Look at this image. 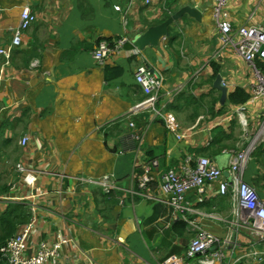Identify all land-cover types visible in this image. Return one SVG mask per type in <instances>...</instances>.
<instances>
[{"label":"crops","instance_id":"0c3cea01","mask_svg":"<svg viewBox=\"0 0 264 264\" xmlns=\"http://www.w3.org/2000/svg\"><path fill=\"white\" fill-rule=\"evenodd\" d=\"M145 2L0 0L2 48L11 46L24 7L36 17L9 63L0 57V191L11 188L0 198H22L28 208H36L28 255L39 242H54L57 236L70 240L59 260L44 264H177L198 229L221 236L234 222L231 200L217 194V183L208 184L201 196L188 192L189 211L175 221L159 185L165 171H178L189 160L195 166L199 158L226 174L242 128L234 115L237 107H222L213 83L220 75L228 92L242 88L248 94L251 71L221 44L212 19L214 0ZM183 7L199 10L201 20L184 15L172 24L160 41L161 52L151 47L134 51L136 35ZM226 13L233 29L264 26V0H227ZM121 37L128 42L98 65L91 52L99 40ZM143 61L164 78L158 107L175 116L180 139L149 114L128 116L143 97L134 80ZM250 112L255 113L247 114L254 130L260 104ZM129 119L141 129L140 151L119 155L114 150ZM24 136L28 143L21 147ZM19 163L37 173L43 194L22 185L15 171ZM145 169L153 181L140 193L137 182ZM243 177L264 201V153L251 156ZM102 179L114 182L113 196L103 197L99 186L85 182ZM5 207L0 201V214ZM247 235L235 234L236 247L224 264H264L243 258ZM258 249L264 250V244Z\"/></svg>","mask_w":264,"mask_h":264},{"label":"built area","instance_id":"2783aa9c","mask_svg":"<svg viewBox=\"0 0 264 264\" xmlns=\"http://www.w3.org/2000/svg\"><path fill=\"white\" fill-rule=\"evenodd\" d=\"M145 3L148 4L149 0H146ZM226 4L227 0H214L212 10V19L220 35V42L224 48L231 50L246 63L253 78L248 85L249 99L247 103L234 110V115L244 133L240 142L241 147L229 155L226 174L207 158H199L195 166H191L189 160L178 171L174 169L165 171L161 175L159 188L162 194L169 197V205L172 209L171 216L172 220L175 221L179 218L183 219V214L189 211L185 204V196L188 192L192 191L201 196L205 193L208 184L217 183V194L229 197L235 204L232 207V215L235 221L231 226L246 231L250 236L247 251L243 258L247 262L260 263L264 260V250L258 249V246L264 244V201L254 188L244 182L243 174L253 152L257 147L264 146V26L250 25L233 29L227 20ZM115 11H120V8L115 7ZM35 21L36 17L30 8L24 7L20 14V25L13 31L11 46L9 48L0 46V57L5 60L6 64L9 63L12 50L20 46L22 32L27 30ZM127 42L128 39L125 37L112 41L102 39L91 52L92 58L98 65H103L111 54L121 50ZM134 80L144 97L132 107L128 116L149 114L153 116V119L161 120L165 129L180 139L182 135L177 134L179 126L175 116L158 107L159 96L164 83L162 75L151 70L143 61L135 71ZM257 104H260L261 107L259 125L252 137L247 138L249 125L246 117L247 110ZM127 129L128 133L120 138L119 155L128 152L139 153L140 151L141 129H138L130 119ZM27 143V136L19 140L21 147H25ZM150 166L156 167L157 162H152ZM15 171L20 175L23 186L34 189L39 195L43 194V190L36 184L37 173L34 170L19 163L15 166ZM152 181L149 170L145 169L137 182L140 193L148 191ZM85 182L99 186L104 194L116 190L114 182L109 179ZM13 200L20 202L23 199L6 195L0 198V201L3 202ZM35 211V207H29V222L17 229L15 235L0 248V258L4 264H44L55 262L61 258V249L70 242L68 238L62 236H57L54 242H39L37 247L33 249V253L28 255L29 241L36 227ZM235 247V243L231 247L230 237L223 238L198 229L190 240L184 256L178 260L177 264H224L227 252L231 250L232 253Z\"/></svg>","mask_w":264,"mask_h":264},{"label":"trees","instance_id":"16d2710c","mask_svg":"<svg viewBox=\"0 0 264 264\" xmlns=\"http://www.w3.org/2000/svg\"><path fill=\"white\" fill-rule=\"evenodd\" d=\"M166 18V17H165ZM102 40V39H101ZM99 40V42L101 41ZM112 41L113 39H108ZM174 40V38H173ZM98 42V43H99ZM172 41L170 40V43ZM97 43V45H98ZM218 71L215 68L214 69V75L212 78H214L217 75ZM114 77V76H113ZM104 78L106 81H110L112 79V76L110 75V69L105 68L104 69ZM144 97V96H143ZM143 97L140 99V101L143 99ZM249 99V95L244 91L242 88H236L231 92H228L227 100L225 104H230L233 108H238L239 106H242L247 103ZM223 105L222 107H224ZM197 115L194 116V118ZM218 132V130H215ZM123 132V133H122ZM119 136L118 142H119V149L114 150L115 153L118 154L119 150L121 149V143L120 138L128 133V130L122 131ZM264 153V147L259 146L256 148V150L253 152L252 157L258 156L259 154ZM125 154V153H123ZM143 173V172H142ZM11 188L4 187L0 194H7L9 193ZM116 191H112L109 194L102 195L103 197H111L113 196V193ZM106 195V196H105ZM30 220V212L27 205H25L22 202H12L7 201L6 207L4 211L0 214V248H2L6 242L11 239L15 233L17 232V229H19L21 226L26 225ZM0 264H4L3 261L0 258Z\"/></svg>","mask_w":264,"mask_h":264},{"label":"water","instance_id":"95a60500","mask_svg":"<svg viewBox=\"0 0 264 264\" xmlns=\"http://www.w3.org/2000/svg\"><path fill=\"white\" fill-rule=\"evenodd\" d=\"M184 15H187L197 22L201 20V12L199 10L192 7H183L169 16L161 24L150 27L143 33L136 35L131 41L132 47L137 52H142L148 47L154 48L157 52H161L160 41L169 36V27L177 23ZM213 87L220 92V104L223 105L227 100L228 89L223 84V79L220 75L216 76Z\"/></svg>","mask_w":264,"mask_h":264},{"label":"rangeland","instance_id":"374dc122","mask_svg":"<svg viewBox=\"0 0 264 264\" xmlns=\"http://www.w3.org/2000/svg\"><path fill=\"white\" fill-rule=\"evenodd\" d=\"M246 89L248 90V87H247ZM248 94H249V90H248ZM251 107L254 108V107H256V106H251ZM249 113L255 115V113L250 112V107H249L248 110H247V114H249ZM246 117H247V120H248V122H249V119H250V118H248L247 115H246ZM256 119H258V120L260 119V113L257 114L256 117L253 118V120H256ZM251 124H252V121H251ZM254 125H255V123H254ZM256 129H257V128H256ZM256 129L252 130V129H251V126H250V123H249L248 128H247V132H248V134L246 135L247 138H251L252 135L256 132ZM243 135H244V133H243V131H242V134H241V136H240V140H239L238 143H237V150H239L240 147H241L240 142L242 141V137H243ZM168 170H169V169H168ZM231 203H232V207L235 206V204H233L232 201H231ZM234 221H235V220H234ZM236 231H237V232H236ZM236 233H244V234H247L246 231L241 230V229H239V228H237V227H230L229 229H227V231H226L223 235H221V236H219V237H223V238L230 237L231 247H233V244H234V243H237V240L235 239V234H236ZM215 236H217V235H215ZM247 236L250 238L249 235H247ZM192 238H193V237H192ZM192 238H191V239H192Z\"/></svg>","mask_w":264,"mask_h":264}]
</instances>
